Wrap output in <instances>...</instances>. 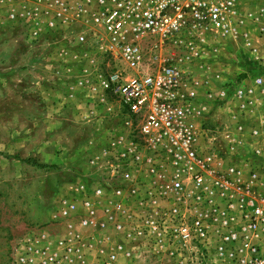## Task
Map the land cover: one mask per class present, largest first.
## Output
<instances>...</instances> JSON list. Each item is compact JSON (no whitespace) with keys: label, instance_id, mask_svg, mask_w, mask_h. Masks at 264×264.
<instances>
[{"label":"rangeland","instance_id":"374dc122","mask_svg":"<svg viewBox=\"0 0 264 264\" xmlns=\"http://www.w3.org/2000/svg\"><path fill=\"white\" fill-rule=\"evenodd\" d=\"M34 2L0 0V264H22L26 251L35 264H228L191 250L182 259L152 256L137 242L142 236L127 235L147 214L142 191L152 177L144 161L116 160V150H142L144 140L139 119L105 82L117 70L126 76L176 70L183 91L195 92L187 101L192 120L209 134L200 143L218 137L223 166H244L246 178L255 171L251 196L264 195V0H238L229 21L234 30L226 33L209 27L196 33L191 26L164 41L147 37L138 71L72 10L52 18L42 4L34 10ZM228 142H235V153ZM241 151L256 158L240 164ZM135 180L142 183L137 196L128 193ZM115 221L123 228L116 230ZM257 242L264 256V232ZM70 245L80 251H66ZM42 247L55 258L36 255Z\"/></svg>","mask_w":264,"mask_h":264},{"label":"built area","instance_id":"2783aa9c","mask_svg":"<svg viewBox=\"0 0 264 264\" xmlns=\"http://www.w3.org/2000/svg\"><path fill=\"white\" fill-rule=\"evenodd\" d=\"M41 4L45 6L41 12L51 13L52 18L72 10L74 16L100 30L119 49L126 65L138 71L147 37L164 41L191 26L196 33L202 32L201 27L225 33L234 30L229 21L236 15L238 0H35L32 8L37 10ZM125 74L126 70L114 71L105 83L121 105L139 119L144 146L142 150L131 145L124 151L116 150V160L133 166L144 161L152 177L142 191L141 207L145 206L147 214L127 235L142 236L137 242L152 256L164 253L182 259L185 251L191 250L194 257L210 262L264 264L257 242L264 232V195L252 198L249 187L257 180L256 172L246 178L244 166L224 167L218 137L213 136L203 147L199 138L209 134L192 120L187 103L195 92L183 91L185 85L176 70L161 67L135 76ZM256 83L260 85L261 79ZM243 93L238 91L239 96ZM227 148L235 153V142H228ZM123 176L128 178L129 174ZM132 182L128 193L142 194V183ZM102 188L96 193L102 194ZM121 192L119 187L114 189V194ZM114 225L116 230L124 226L118 221ZM75 249L80 251L73 245L65 248L72 253ZM116 250L122 246L117 245ZM101 252L106 254L104 249ZM115 252L108 254L109 261L116 257ZM36 255L45 260L55 258L44 247ZM18 261L35 264L27 251Z\"/></svg>","mask_w":264,"mask_h":264},{"label":"crops","instance_id":"0c3cea01","mask_svg":"<svg viewBox=\"0 0 264 264\" xmlns=\"http://www.w3.org/2000/svg\"><path fill=\"white\" fill-rule=\"evenodd\" d=\"M247 81V79L245 78V80H242L241 82H238V83H236V85H238V86H240V85H242L244 82H246ZM242 83V84H241ZM232 86H234V83L232 84ZM225 89L224 90H226L225 91V93L227 94L229 91H232V89H231V87L230 86H226V87H224ZM225 94V95H226ZM227 96V95H226ZM216 100H218L217 98H216ZM241 152H243L242 154H239L238 156L240 157V164H247L248 163V160L250 159V157H252L251 155H253L254 157H252V158H256L255 156L257 155L254 151H252V154L251 155H247L246 154V152L245 151H241ZM259 152H260V150L258 151V154H259ZM233 156V155H232ZM234 157V156H233ZM250 161V160H249Z\"/></svg>","mask_w":264,"mask_h":264},{"label":"trees","instance_id":"16d2710c","mask_svg":"<svg viewBox=\"0 0 264 264\" xmlns=\"http://www.w3.org/2000/svg\"><path fill=\"white\" fill-rule=\"evenodd\" d=\"M244 75H242L241 77H243ZM30 160H32L33 162H35V160H33V159H27V161H30ZM39 165V164H38Z\"/></svg>","mask_w":264,"mask_h":264}]
</instances>
